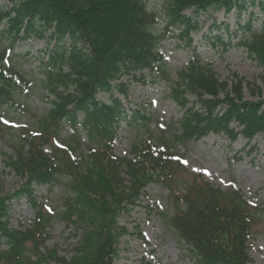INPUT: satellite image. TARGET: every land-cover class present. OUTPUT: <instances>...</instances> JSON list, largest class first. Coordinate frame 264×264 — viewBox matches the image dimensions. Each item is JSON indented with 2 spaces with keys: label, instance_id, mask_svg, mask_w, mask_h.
<instances>
[{
  "label": "trees",
  "instance_id": "16d2710c",
  "mask_svg": "<svg viewBox=\"0 0 264 264\" xmlns=\"http://www.w3.org/2000/svg\"><path fill=\"white\" fill-rule=\"evenodd\" d=\"M5 1L7 6L0 9V140L12 130L1 115L3 107L16 104V89L23 91L30 84L12 63L16 43L30 37L47 40L41 58V88L52 98L37 129L29 134L22 129L17 141H10L8 166L24 179V188L38 184L68 190L71 196L62 215L66 221L74 218L82 234L68 258L57 257L55 249L40 253L38 241L46 238L54 215L43 213L41 205L32 201V224L12 230L0 203V264H49L52 260L57 264H115L121 234L115 213L134 203L148 178L163 177L175 165L165 151L163 137L160 150L149 143L134 144L133 159L118 157L113 151L121 124H148V116L122 104L127 84L141 82L145 72L165 82L168 97L183 111L179 134L173 139L198 141L209 133L229 140L238 136L253 139L264 134L260 93L258 101L244 100L240 82L220 81L211 65L196 55L184 69L172 73L158 50L174 31L185 46H191L189 35L198 31L200 14L235 10L239 16L245 0H166L161 31L155 30L156 13L148 8V0ZM252 16L236 24L234 46L262 68L264 91V20L253 28ZM214 43L223 53L231 46L221 35L213 37ZM100 94L106 101L98 99ZM65 129L70 134L62 141ZM204 187L186 191L184 208L176 205L170 225L195 255L196 264H247L251 215L246 204L237 193H219L208 184ZM28 242L31 248L25 246Z\"/></svg>",
  "mask_w": 264,
  "mask_h": 264
},
{
  "label": "rangeland",
  "instance_id": "374dc122",
  "mask_svg": "<svg viewBox=\"0 0 264 264\" xmlns=\"http://www.w3.org/2000/svg\"><path fill=\"white\" fill-rule=\"evenodd\" d=\"M165 1H147L148 8L156 13L157 31L165 25ZM244 5L245 9L239 16L235 10L229 14L223 10L200 14L197 17L199 29L190 33L192 42L189 47L185 46V40L176 37V31L165 38L158 50L167 69L172 73L179 72L196 55L202 63L211 65L220 81L240 82L244 100L258 101L260 94L264 99L263 70L247 57L243 49L234 46L236 40L233 36L238 21L245 23L251 14V26L259 27L264 20V0H245ZM6 6L7 2L0 0V9ZM186 14L190 15L191 11ZM217 35H221L225 43L231 42L225 53L218 43L212 44L213 37ZM47 44L46 39L30 37L16 43L11 53L12 63L30 84L23 91L16 89V104L4 106L1 111L5 124L12 128L11 134L15 136L10 137V134L0 140V203L12 230L24 229L32 224L35 217L32 201L41 205L43 213H52L54 216L48 224L47 236L43 242L38 241V251L45 253L55 249L57 257L68 258L82 234V227L73 222L74 218L66 221L62 215L71 196L69 191L62 186L38 184L24 188V179L8 166L7 160L12 156L10 141H17L16 136L22 129L28 134L35 131L38 119L46 115L51 107L52 98L41 88V58L47 51ZM172 76L174 78V74ZM153 79L145 72L141 82L127 84L123 106L140 110L149 117V121L146 126L121 124L113 151L118 157L133 159L135 155L131 154V150L134 144L149 143L151 147L157 145L156 150H160L159 141L163 137L165 151L175 165L163 177L148 178L134 203L121 206L124 209L115 213V222L121 228L115 264H196L195 255L181 242L170 221L176 214V205L184 208L182 199L186 191L205 188V184L219 193H237L246 204L251 215L246 243L250 261L247 264H264V134L253 139L238 136L229 140L209 133L198 141L179 142L173 137L179 134L178 123L183 111L168 97L165 82ZM98 99L106 101V96L100 94ZM232 126L235 127L234 124ZM69 134L70 130L65 129L61 140L65 141ZM82 140L85 142L84 136ZM45 151L50 149L45 148ZM65 181V178L61 179L62 183ZM25 246L31 248L32 244L28 242ZM1 249H6V246ZM48 263L57 264L54 260Z\"/></svg>",
  "mask_w": 264,
  "mask_h": 264
}]
</instances>
